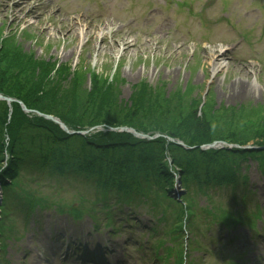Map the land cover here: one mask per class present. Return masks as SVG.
Masks as SVG:
<instances>
[{
    "label": "rangeland",
    "instance_id": "obj_1",
    "mask_svg": "<svg viewBox=\"0 0 264 264\" xmlns=\"http://www.w3.org/2000/svg\"><path fill=\"white\" fill-rule=\"evenodd\" d=\"M30 2L36 5L35 0ZM17 3H23L21 9ZM28 4L0 0V46L4 47L0 61L6 49L16 53L6 56L14 66L7 75L15 76L16 68L23 81L21 71L28 68L33 77L45 70L55 80L70 68L63 74L70 87L68 98L85 103L91 116L100 114L98 104L106 99V92L117 101L119 120L133 116L142 125L159 122L179 132L184 129L192 138L200 133L223 139L230 134L242 138L257 134L254 141L264 143V0H42L35 10ZM80 31L85 34L83 41ZM216 49L224 53L221 61L228 66L213 72ZM18 53L32 59L15 60V66ZM0 66L7 65L1 61ZM132 107H145L141 109L146 113L134 115ZM102 131L98 127L78 132L89 137ZM157 138L164 139L151 137ZM211 147L203 150L221 146ZM243 168H248L246 178L240 181L251 188L249 204L241 209L237 202L243 184L225 197L210 194L209 202L200 198L186 225L185 241L183 234L174 233L164 242L163 248L175 245L171 261L180 255L176 245L181 243L188 264H264V236L258 235L264 228V173L251 161ZM58 181L51 189L40 187L38 208L25 225L16 211L1 217L6 228L0 235V264H83L66 252L76 246L93 256L100 248L111 250V264L166 263L157 259L153 248L158 244L146 231L154 227L156 218L152 200L113 211V201L98 205L99 198L89 186L61 181L58 192ZM180 191L176 186L175 192ZM90 210L95 211L99 233H91V220L82 214ZM107 210L113 214L112 230L105 225L109 220L104 222ZM165 214L171 217L169 210ZM119 223L124 225L116 232ZM249 225H254L255 233ZM4 234L9 236L6 242ZM184 242L192 248H185Z\"/></svg>",
    "mask_w": 264,
    "mask_h": 264
},
{
    "label": "trees",
    "instance_id": "obj_2",
    "mask_svg": "<svg viewBox=\"0 0 264 264\" xmlns=\"http://www.w3.org/2000/svg\"><path fill=\"white\" fill-rule=\"evenodd\" d=\"M2 48L3 45L0 46ZM4 52L1 61L7 66L4 69L0 66V95L11 98L14 102L10 106L0 102V185L4 193L0 209L2 216L16 208H37L39 187L51 189L54 181L59 180L55 186L59 192L61 181L76 180L92 188L99 198L98 202H103V205L109 198L118 205L138 196L154 200L153 206L164 207L163 214L165 210L175 214L173 218H169L170 231L176 233L178 229L181 232L183 221L190 222L195 196L199 192L204 194L210 188L236 185L242 161L254 158L264 173L263 149L200 150V146L215 141L240 147L251 144L264 147V143L260 145L261 143L254 141L257 134L248 138L230 134L223 139L200 133L199 138H192L184 129L179 132L178 129L159 122L150 126L142 125L133 116L126 117L127 120H119L115 112L117 101L106 92V99L98 104L100 114L91 116L86 112L85 103L68 98L69 94L66 92L70 87L65 83L63 74L70 68L63 70L55 80L49 78V72L45 70L33 77V73L29 74L31 70L27 68L21 71L26 76L22 75L21 81L17 77L16 68L15 76L6 74L7 69L9 71L10 67H14L8 64L6 56L16 53L10 49ZM17 55L19 58L12 56L15 66H18L15 60L28 62L32 59L30 55ZM45 67L42 66L44 69ZM33 80L39 83H33ZM63 87L65 92L61 93ZM140 87L144 93L151 94L150 89ZM77 90L74 87V91ZM109 93H113L112 88ZM19 102L28 113L23 112ZM141 108L145 107H132L131 111L134 115L145 114ZM38 114L58 119L69 131L102 127L105 133L89 137L68 135ZM118 128L133 129L143 135H159L165 140L157 138L140 141L128 133L110 131ZM166 139L180 141L187 149ZM174 174L179 176L184 191L178 200L170 197ZM93 213L92 210L88 214L92 216ZM4 228L6 227L2 222L1 234ZM178 250L181 252V247Z\"/></svg>",
    "mask_w": 264,
    "mask_h": 264
},
{
    "label": "bare ground",
    "instance_id": "obj_3",
    "mask_svg": "<svg viewBox=\"0 0 264 264\" xmlns=\"http://www.w3.org/2000/svg\"><path fill=\"white\" fill-rule=\"evenodd\" d=\"M25 1H27L29 4V8H30V10L32 9V10H35L36 9V6H38L39 5V3L42 1V0H35V2H36V5H34V4H32L31 2H30V0H25ZM22 4L23 3H17L16 4V6H18L17 8L18 9H21L22 8ZM21 6V7H20ZM49 6V5H48ZM83 20H85V19H83ZM86 21V20H85ZM80 23H81V20L79 21ZM81 25V24H80ZM77 31V30H76ZM75 31V32H76ZM77 34H78V36H80L81 38H82V41H83V37H84V35H83V32L82 31H80V32H77ZM153 36H155V34H153ZM101 37H102V39H104L105 38V36L102 34L101 35ZM100 37V38H101ZM85 38V37H84ZM115 42L116 41H111V48H113L114 47V44H115ZM126 46H128V45H131V44H125ZM217 53V54H216ZM213 54H216L215 56L217 57L216 59H217V61L215 62V63H212V68H213V72H215V71H220V70H224V68L225 67H227L228 65H225V63L224 62H222L221 60V58L224 56V53H222L221 51H218L217 49H216V51H215V53L213 52ZM206 55L207 56H210V58L212 57L211 55H210V53H206ZM237 85V84H236ZM236 89H238V87L236 88ZM238 93L240 92V90H236Z\"/></svg>",
    "mask_w": 264,
    "mask_h": 264
},
{
    "label": "water",
    "instance_id": "obj_4",
    "mask_svg": "<svg viewBox=\"0 0 264 264\" xmlns=\"http://www.w3.org/2000/svg\"><path fill=\"white\" fill-rule=\"evenodd\" d=\"M0 100H5L7 103L12 102L11 99H6V98H3L2 96H0ZM22 108H23L24 111H26L25 108H24L23 106H22ZM45 118L48 119V120H51V121H53V122H55V123H57V124H59V125L63 128V130H65V131L67 132V130H66V128L64 127V125L61 124V122L58 121L57 119H54L53 117H49V116H45ZM122 130H126V129H122ZM78 134L82 135V133H78ZM135 135H136V134H135ZM136 136H139V137H141V138H142V137L146 138L145 136H141V135H136Z\"/></svg>",
    "mask_w": 264,
    "mask_h": 264
}]
</instances>
